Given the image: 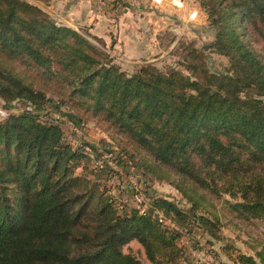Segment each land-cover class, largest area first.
Listing matches in <instances>:
<instances>
[{
  "label": "trees",
  "instance_id": "trees-1",
  "mask_svg": "<svg viewBox=\"0 0 264 264\" xmlns=\"http://www.w3.org/2000/svg\"><path fill=\"white\" fill-rule=\"evenodd\" d=\"M199 4L214 33L206 49L228 59L224 71L194 48L185 72L99 67L101 54L77 32L26 0H0V99L22 106L0 119V264H143L124 251L132 240L153 264H175L196 230L230 264H264L227 242L220 219L225 207L264 220V0ZM33 63L72 87L76 108L127 137L144 178L169 183L190 207L151 195L146 210L122 213L93 166L99 149L43 117L48 95Z\"/></svg>",
  "mask_w": 264,
  "mask_h": 264
},
{
  "label": "rangeland",
  "instance_id": "rangeland-1",
  "mask_svg": "<svg viewBox=\"0 0 264 264\" xmlns=\"http://www.w3.org/2000/svg\"><path fill=\"white\" fill-rule=\"evenodd\" d=\"M26 1L39 7L58 27L70 28L84 37L101 54L99 67L109 62L134 73L144 64H151L162 70L185 72L188 48L206 53L205 67L211 71L228 67L226 57L206 49L214 33L208 28V16L199 0ZM30 68L37 82L41 79L45 84L36 87L48 95V102L40 110L43 117L60 121L73 144L87 142L99 149L101 156L93 166L104 168L102 172L97 170L99 182L115 198L122 213L132 208L146 210L151 195L173 200L183 209L190 207L172 185L150 181L138 172L124 152L134 151L127 137L101 116L76 108L73 102L78 99L70 96L71 86H64L56 75L44 73L39 65L33 63ZM21 107L17 102L4 103L0 99V119L19 112ZM223 198L234 201L228 195ZM232 213L224 207L220 215L227 242L248 254L258 252L264 257V220L241 219ZM196 231L194 238L183 237L184 255L175 264H230L222 254L221 243L211 245L207 235ZM124 251L132 252L143 264H153L137 240L125 244Z\"/></svg>",
  "mask_w": 264,
  "mask_h": 264
},
{
  "label": "crops",
  "instance_id": "crops-1",
  "mask_svg": "<svg viewBox=\"0 0 264 264\" xmlns=\"http://www.w3.org/2000/svg\"><path fill=\"white\" fill-rule=\"evenodd\" d=\"M54 4H55V6H56V8H57V6H58V4H56V2L54 1ZM58 9V8H57ZM220 255V254H219Z\"/></svg>",
  "mask_w": 264,
  "mask_h": 264
}]
</instances>
